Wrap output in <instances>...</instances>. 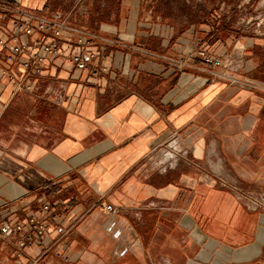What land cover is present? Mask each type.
Returning <instances> with one entry per match:
<instances>
[{"label":"crops","instance_id":"crops-1","mask_svg":"<svg viewBox=\"0 0 264 264\" xmlns=\"http://www.w3.org/2000/svg\"><path fill=\"white\" fill-rule=\"evenodd\" d=\"M79 1L0 0L116 38L90 46L96 75L59 56L17 90L0 71V226L42 219L47 245L0 235V264H264V87L175 63L185 43L159 28L131 45L121 0ZM2 14L8 39L17 15Z\"/></svg>","mask_w":264,"mask_h":264},{"label":"rangeland","instance_id":"rangeland-1","mask_svg":"<svg viewBox=\"0 0 264 264\" xmlns=\"http://www.w3.org/2000/svg\"><path fill=\"white\" fill-rule=\"evenodd\" d=\"M79 2V6L82 4L97 12L117 7L120 1ZM123 2L128 9H133L134 15L127 16V22L137 27L131 45L138 47L137 43L147 42L152 36L147 38L146 32L159 28L173 42L185 43L187 58L175 60L182 61L180 65L212 75L222 69L227 75L237 70L241 76L252 74L259 81L254 84L264 87L261 83L264 80V0H121V6ZM106 41L115 43L116 38L109 37ZM206 55L218 57L222 64L214 67ZM247 62L253 68L246 69Z\"/></svg>","mask_w":264,"mask_h":264},{"label":"built area","instance_id":"built-area-1","mask_svg":"<svg viewBox=\"0 0 264 264\" xmlns=\"http://www.w3.org/2000/svg\"><path fill=\"white\" fill-rule=\"evenodd\" d=\"M0 9L3 10L1 16L3 20L10 14L17 15L12 20L11 36L8 39L0 38V46L8 49L6 59L24 68L23 73L20 72L22 74L20 79H17L13 73H9L7 69H0L2 74L8 73L17 90L31 89L34 78L41 75L46 61L59 56L66 57L75 68L89 71L94 75L106 70L105 67H96L92 63L99 53L91 49L90 46L93 43L106 42V39L99 33L77 26L59 14L47 16L25 8L9 7L1 4ZM34 34H38V36L31 40L27 39ZM73 36L75 40L72 39ZM64 43L69 46L67 49L64 47ZM201 54L205 55V52L201 51ZM206 60L212 62L214 67L222 64L221 59L218 57L206 55ZM175 62L183 64L181 61ZM194 67L203 69L198 66ZM221 75L229 78L234 83H241L235 77L225 73ZM176 138V133H173L167 143L171 145L176 141ZM167 153L169 154V152ZM106 208L110 211L115 210L112 205H108ZM43 210H48L51 218L58 217V211L52 209L50 204H45ZM45 228L46 225L42 219L31 216L29 226H25L23 223L12 224L4 221L0 226V235L21 234V246L32 245L37 239L44 244ZM45 246H47L46 243ZM59 256L62 255L59 254ZM64 259L69 260L66 256Z\"/></svg>","mask_w":264,"mask_h":264},{"label":"bare ground","instance_id":"bare-ground-1","mask_svg":"<svg viewBox=\"0 0 264 264\" xmlns=\"http://www.w3.org/2000/svg\"><path fill=\"white\" fill-rule=\"evenodd\" d=\"M175 146V145H174ZM177 147V146H176ZM178 149V148H177ZM166 151V150H165ZM156 154V153H155ZM217 164V163H216ZM212 165V164H211ZM219 166H220V164H219ZM221 168H222V166H221ZM217 170H218V168H217ZM221 171V170H220ZM223 172V171H222ZM224 173V172H223Z\"/></svg>","mask_w":264,"mask_h":264}]
</instances>
